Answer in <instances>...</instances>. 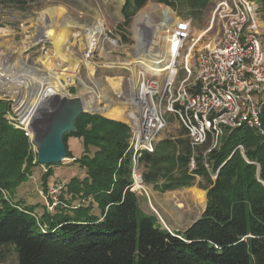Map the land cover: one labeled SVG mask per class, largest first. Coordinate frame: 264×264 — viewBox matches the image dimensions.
<instances>
[{
	"label": "trees",
	"instance_id": "1",
	"mask_svg": "<svg viewBox=\"0 0 264 264\" xmlns=\"http://www.w3.org/2000/svg\"><path fill=\"white\" fill-rule=\"evenodd\" d=\"M157 1L181 18L199 19L210 0ZM255 1L264 12V0ZM145 2L124 0L119 30ZM9 110L8 102L0 99V249L12 246L17 264H264V137L256 129L226 131L205 161L202 153L210 140L193 146L182 126L177 137L162 139L152 153L143 154L147 183L161 176L168 182L163 188L176 189L189 186L194 175L207 182L200 217L184 230L171 232L140 210L138 197L129 188L128 126L81 113L75 130L66 133L63 141L67 156L72 157L68 138L82 139L84 153L73 161L86 176L70 178L66 192L72 199H93L100 218L90 214L91 202L73 207L60 197L65 207L58 205L53 215L44 212L42 227L32 214L34 207H19L2 197V190L24 180L33 166L27 138L8 121ZM261 121L264 126V112ZM53 165H46L44 179L53 174Z\"/></svg>",
	"mask_w": 264,
	"mask_h": 264
},
{
	"label": "rangeland",
	"instance_id": "2",
	"mask_svg": "<svg viewBox=\"0 0 264 264\" xmlns=\"http://www.w3.org/2000/svg\"><path fill=\"white\" fill-rule=\"evenodd\" d=\"M214 1L210 0L206 4L201 18L187 17L193 34L206 25ZM123 3L124 0H0V87H3L0 89V99L8 102L10 113L17 122L31 131V136H28L23 129L13 126L27 138V150L33 163L24 180L9 190H2V197L19 207H34L32 214L42 227L41 216L44 212L53 215L58 205L65 207L59 203L60 197L73 207L86 206L91 202L90 214L97 218H100V211L93 199H72L71 194L66 192L70 178L81 180L86 176L85 170L73 161L84 153L82 139L68 138V149L73 158L67 156L53 165V174L46 180L43 173L47 167L37 162L31 121L35 127V116L42 118L47 112H58L61 109L58 100L74 96L83 102L85 113L125 123L124 117H108L101 112L110 107L122 110V98L130 92L132 86V72L137 71L142 64L151 66V62L158 59L159 53H164V34L159 25L168 15H159L158 9L165 8L170 11L172 18L179 17L169 6L157 0H146L129 24L119 30L117 25L123 20ZM261 19L264 20L263 10ZM52 20L56 25L48 34L49 29H46L44 23ZM97 27L102 31L97 33L94 30L92 34L96 50L92 56L86 57L85 48L92 43L88 39L87 45H81L86 40V36L83 39L84 30ZM261 38L264 41V35ZM65 52L71 55L70 60L62 58L61 54ZM76 60H79V65L73 68ZM56 72H62L59 78H56ZM69 74L70 81L66 80ZM47 86L49 90L46 92L43 88ZM260 93L254 92V98L258 99ZM24 104L33 108L26 116L19 114V106L23 107ZM90 107H96V110ZM180 131L176 117L168 115L167 125L159 140L177 136ZM226 131L217 137L216 146ZM92 151L93 147L89 148V155ZM138 168L144 179L143 175L148 168L141 161ZM166 182L161 176L155 183L143 180L140 193H136L138 206L143 213L153 215L161 228L171 232H175V229L181 231L186 222L195 221L201 214L202 207L192 191L200 190L205 197L204 187L207 182L200 177H193L189 186L176 189L163 188ZM58 184H61L60 189L56 187ZM65 212L71 213V210ZM0 264H17L12 246L0 249Z\"/></svg>",
	"mask_w": 264,
	"mask_h": 264
},
{
	"label": "built area",
	"instance_id": "3",
	"mask_svg": "<svg viewBox=\"0 0 264 264\" xmlns=\"http://www.w3.org/2000/svg\"><path fill=\"white\" fill-rule=\"evenodd\" d=\"M261 13L262 5L255 0H215L198 35L192 33L189 19L173 17L161 21L164 53H159L155 65L142 64L132 72L130 92L122 98L123 122L130 132L127 150L131 157L132 192L140 193L143 178L138 163L145 152L154 151L168 115L176 117L186 129L193 146L210 140L202 153L204 161L224 130L245 126L264 137ZM94 50L93 38L85 48V56H92ZM254 92H261V96L255 99ZM6 117L31 136V131L22 127L10 110ZM236 148L243 151L241 145ZM189 165L194 167L192 159ZM204 165L208 168L206 162ZM60 185H56L57 189Z\"/></svg>",
	"mask_w": 264,
	"mask_h": 264
},
{
	"label": "water",
	"instance_id": "4",
	"mask_svg": "<svg viewBox=\"0 0 264 264\" xmlns=\"http://www.w3.org/2000/svg\"><path fill=\"white\" fill-rule=\"evenodd\" d=\"M78 99L79 98H62L61 100H58L59 108H61L58 112H47L42 118L37 117L38 115L33 118V122L37 128L36 129L33 124L34 144L37 147L36 157L38 163L44 165L56 164L67 157L63 135L74 131L76 117L79 114L86 112V110L82 108V104ZM73 100L78 102V104L76 111H74L72 116H70L72 110L71 102H74ZM66 110L68 112V117L66 119H62L60 113L63 112V114L67 116ZM200 215L196 219H198Z\"/></svg>",
	"mask_w": 264,
	"mask_h": 264
},
{
	"label": "bare ground",
	"instance_id": "5",
	"mask_svg": "<svg viewBox=\"0 0 264 264\" xmlns=\"http://www.w3.org/2000/svg\"><path fill=\"white\" fill-rule=\"evenodd\" d=\"M157 13L159 14V15H164V14H167L168 16H167V19H169V21H170V19H172V17H171V13H170V11L169 10H167V9H165V8H160V9H158V11H157ZM42 19V18H41ZM43 20V19H42ZM45 22V21H44ZM55 22L52 20V21H47V22H45L44 23V26L46 27V29H49L48 30V34H50L51 33V31L53 30V28L55 27ZM72 27H75V26H73V25H71ZM78 26V25H77ZM76 26V27H77ZM78 28H79V26H78ZM80 28H81V26H80ZM86 29V28H85ZM94 30H96V32L97 33H101V31H102V29L100 28V27H97V28H94L93 30L92 29H89V30H84V34H83V39H84V37L86 36V40L83 42H81V45H87V41H88V39H90L91 41H90V43H92V41H93V37H92V34H93V32H94ZM197 35L199 34V32L198 33H196ZM165 46V45H164ZM165 49H166V46H165ZM62 55V58H65V59H69V57L71 56L70 54H68V53H62L61 54ZM70 60V59H69ZM155 62L156 61H153V62H151V64L152 65H155ZM73 65H74V67L73 68H75V66H78L79 65V60H76V62H74L73 63ZM48 66V65H47ZM60 73H62V72H56V78H59L60 76H59V74ZM55 74V73H54ZM71 74H69V75H67L66 76V80H71ZM68 81V82H69ZM0 89H3V87H0ZM43 90H45L46 92L49 90V88H48V86L47 87H45V88H43ZM44 91V92H45ZM70 98H77V97H74V96H71ZM70 98H67V99H70ZM77 100V99H76ZM79 101H80V103L82 104V108L83 109H85V106H84V104H83V102H81V100L80 99H78ZM74 102H71V104H72V110H71V114H70V116H72V113H74V111H76V109H77V104H78V102H76L75 100H73ZM64 102H65V100H64ZM88 105V104H87ZM92 106V105H91ZM20 107V113L19 114H24L25 116L27 115V114H29V113H31L32 111H33V108H31V106H29L28 104L26 105V104H24L23 105V107L20 105L19 106ZM91 108V107H90ZM93 108V109H92ZM91 109L92 110H96V107L94 108V107H92ZM102 110V109H101ZM66 113H67V116H65L64 114H63V112L62 113H60L61 114V117H62V119H66L67 117H68V112H67V110H66ZM101 113H103L104 115H106V116H108V117H113V118H118V119H121V118H123V111L122 110H120V109H118V108H114V107H110V108H108V109H105V110H103V112H101ZM30 127L32 128V131H34L33 129V123H32V121H31V123H30ZM192 194H193V196H194V198H195V200L197 201V202H199L200 204H201V206L202 207H204V205H205V197H204V194H203V192L202 191H200V190H197V189H193V191H192Z\"/></svg>",
	"mask_w": 264,
	"mask_h": 264
},
{
	"label": "crops",
	"instance_id": "6",
	"mask_svg": "<svg viewBox=\"0 0 264 264\" xmlns=\"http://www.w3.org/2000/svg\"><path fill=\"white\" fill-rule=\"evenodd\" d=\"M180 129H181V125H180ZM178 136V135H177ZM177 136H173V137H171V138H175V137H177ZM72 139V138H71ZM162 140V139H161ZM161 140H159L158 142H157V144L161 141ZM156 144V145H157ZM194 177H199L198 175H194ZM206 191V190H205ZM199 203V202H198ZM200 204V203H199ZM201 205V204H200ZM202 207V206H201ZM204 209V207H202V210ZM192 222H194V220H189V222H186L187 224L181 229V230H184L185 228H187L188 226H190V224L192 223ZM176 231H177V229H175Z\"/></svg>",
	"mask_w": 264,
	"mask_h": 264
}]
</instances>
